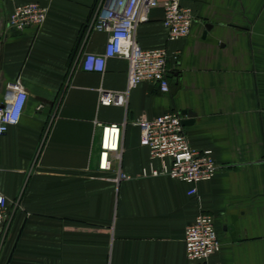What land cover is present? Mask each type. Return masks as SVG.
Listing matches in <instances>:
<instances>
[{"label":"crops","instance_id":"1","mask_svg":"<svg viewBox=\"0 0 264 264\" xmlns=\"http://www.w3.org/2000/svg\"><path fill=\"white\" fill-rule=\"evenodd\" d=\"M98 1L0 0V103L18 80L28 93L20 122L0 136V193L15 204L0 264H189L185 233L200 213L215 218L214 260L264 264V0H182L195 19L177 41L153 9L136 40L167 49L170 90L144 82L127 108L99 104L101 89L126 90L125 59H109L104 74L82 66L109 37L85 35ZM30 2L48 8L43 26L10 30L11 12ZM169 112L195 114L190 144L220 165L197 196L184 182L143 175L150 153L133 122ZM124 122L130 179L117 183L98 170L97 124Z\"/></svg>","mask_w":264,"mask_h":264},{"label":"built area","instance_id":"2","mask_svg":"<svg viewBox=\"0 0 264 264\" xmlns=\"http://www.w3.org/2000/svg\"><path fill=\"white\" fill-rule=\"evenodd\" d=\"M161 7L164 10L163 25L169 41L188 37L193 28L194 15L182 0H99L85 27V35L93 32L108 33L103 54L88 53L82 66L86 72L104 74L107 62L112 58L125 59L129 64L128 83L125 91L112 92L101 89L99 104L127 108L131 90L144 82L156 84L167 94L170 90L166 48L143 49L136 40L139 24L149 21L150 12ZM48 16V8L37 2L18 5L8 17V28L23 32L40 28ZM85 36V37H86ZM28 93L21 82L16 89L8 90L0 103V136L11 126L17 125L26 107ZM184 116L180 112H169L154 119L141 118L133 122L138 128L140 145L150 153V167L143 175L169 177L190 186V195H198V185L213 180L220 165L210 149H194L186 134ZM100 151L98 170L111 172L115 182L130 179L122 171V141L127 122L100 124ZM156 163L160 167H156ZM15 204L0 193V242L12 222ZM186 254L189 264H222L214 260L221 252L222 244L217 232L215 218L200 213L185 233Z\"/></svg>","mask_w":264,"mask_h":264},{"label":"water","instance_id":"3","mask_svg":"<svg viewBox=\"0 0 264 264\" xmlns=\"http://www.w3.org/2000/svg\"><path fill=\"white\" fill-rule=\"evenodd\" d=\"M48 105H49V107L46 108L45 113L50 111V108L52 107V103H48ZM182 115L186 117L183 120V124L185 126L191 124L192 122L190 120L194 119L196 117L195 114H193L191 112H183Z\"/></svg>","mask_w":264,"mask_h":264},{"label":"rangeland","instance_id":"4","mask_svg":"<svg viewBox=\"0 0 264 264\" xmlns=\"http://www.w3.org/2000/svg\"><path fill=\"white\" fill-rule=\"evenodd\" d=\"M3 241V240H2ZM2 241L0 242V252L2 250Z\"/></svg>","mask_w":264,"mask_h":264}]
</instances>
